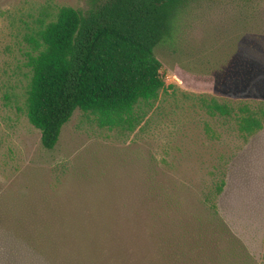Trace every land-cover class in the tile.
Instances as JSON below:
<instances>
[{
    "label": "rangeland",
    "instance_id": "obj_1",
    "mask_svg": "<svg viewBox=\"0 0 264 264\" xmlns=\"http://www.w3.org/2000/svg\"><path fill=\"white\" fill-rule=\"evenodd\" d=\"M86 2L0 0V264H218L210 239L222 264H264V124L244 140L203 106H264V0L200 1L156 51L172 96L131 131L76 110L47 151L23 109L24 23ZM221 181L230 240L204 206Z\"/></svg>",
    "mask_w": 264,
    "mask_h": 264
},
{
    "label": "trees",
    "instance_id": "obj_2",
    "mask_svg": "<svg viewBox=\"0 0 264 264\" xmlns=\"http://www.w3.org/2000/svg\"><path fill=\"white\" fill-rule=\"evenodd\" d=\"M200 1L87 0L85 9L48 7L24 23L18 49L26 70L23 109L39 131L41 147L55 148L76 110L90 115L101 129L131 131L145 115L143 108L172 96L175 87L166 80L156 51L182 41L177 34L181 20ZM203 106L211 116L231 120L244 140L264 124L263 105L233 107L211 99ZM223 186V181L214 186L204 206L213 234L230 240L213 202ZM212 245L218 248L211 254L222 264L228 249L210 239Z\"/></svg>",
    "mask_w": 264,
    "mask_h": 264
}]
</instances>
